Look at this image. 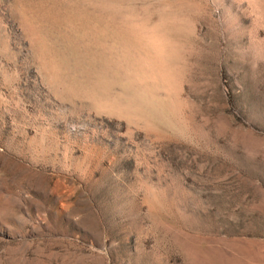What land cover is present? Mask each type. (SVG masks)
I'll return each instance as SVG.
<instances>
[{
  "label": "rangeland",
  "instance_id": "1",
  "mask_svg": "<svg viewBox=\"0 0 264 264\" xmlns=\"http://www.w3.org/2000/svg\"><path fill=\"white\" fill-rule=\"evenodd\" d=\"M0 264H264V0H0Z\"/></svg>",
  "mask_w": 264,
  "mask_h": 264
}]
</instances>
